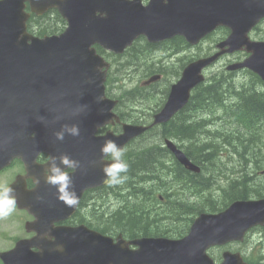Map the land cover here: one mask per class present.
I'll return each mask as SVG.
<instances>
[{
  "label": "water",
  "instance_id": "95a60500",
  "mask_svg": "<svg viewBox=\"0 0 264 264\" xmlns=\"http://www.w3.org/2000/svg\"><path fill=\"white\" fill-rule=\"evenodd\" d=\"M25 1L36 14L49 7L58 8L68 22L67 29L60 36L32 38L26 32L29 13L24 11ZM263 17L264 0H150L146 5L140 0H0V138L17 136L21 125L26 127V133L34 130L45 141L55 138L54 133L63 125L78 124L79 137L65 136L59 141L76 158L74 142L89 138L88 126L100 124L96 110L100 101L97 98L101 97L102 60L91 47L95 43L122 51L141 34L151 41L178 34L197 43L216 27H228V37L217 44L220 52L184 69L180 81L172 87L169 108L182 105L190 88L203 79L202 68L223 52L242 48L250 51L246 60L229 68L248 67L264 79V42L248 37ZM79 105L87 108L74 115L73 110ZM50 108L55 120L50 117ZM20 114L30 123L14 120ZM80 165L77 177L82 180L88 169L83 163ZM256 222L264 223V201L235 202L219 214L201 215L189 235L181 240L133 241L139 249L116 255L110 262L211 264L204 255L205 247L241 238L244 230ZM83 243L80 238H73V249ZM111 254L87 245L73 252L70 264H102ZM45 264H65V260L58 258L53 262L46 258ZM223 264L242 263L238 254L226 253Z\"/></svg>",
  "mask_w": 264,
  "mask_h": 264
},
{
  "label": "trees",
  "instance_id": "16d2710c",
  "mask_svg": "<svg viewBox=\"0 0 264 264\" xmlns=\"http://www.w3.org/2000/svg\"><path fill=\"white\" fill-rule=\"evenodd\" d=\"M39 25L41 28H50L52 26L51 23ZM228 77L231 80L228 81L225 78H220V76H218L213 81L201 84L197 89H195L194 95L191 97V101L198 103L201 109L204 107V109H213L219 106L221 107V105L232 107L233 116L236 119L237 116L240 115V111L244 112L242 122L240 123L238 121L237 125H234L232 128L233 130L228 132L229 135H231V138H249L246 136L248 133H253L255 138H264V127H262V125H264V95H261L254 89H251L249 87L250 84L246 82L238 83L236 81L238 80L237 77L231 74L228 75ZM240 80L257 85L245 78ZM262 92L264 91L262 90ZM243 123L246 126L243 127L242 130ZM197 126L200 128L199 136L201 138L209 139H207L203 145L199 144L198 140L197 142H194L193 145L195 148H197V150L191 154V157L199 162L204 170V174H209L212 176L216 175L218 179L221 180L223 179V176H221V174L218 176V173L221 171V167L219 164L211 160V156L213 155L212 152L218 143L217 140L220 138H229V136H221L222 133L218 131L216 132L214 130H208L205 121L203 120L199 122ZM220 127H222L223 130L226 129L225 125L223 124H220ZM170 132L174 137L182 138L183 140H192L195 134L191 124H184L182 126L176 125L173 130H170ZM250 154V152H247V155ZM159 156L160 154L155 150L141 148L135 154L134 162L129 168L130 170L128 169L126 174L127 179L135 178L139 181L154 179L155 181L159 182L157 175L159 172H163L159 167V160H161ZM263 167L264 165H262V163H259L258 160H255L250 164H243L238 172L230 173L233 177L228 182V184L222 188V191L221 188L217 186L218 190L221 192V195H219L220 199L206 205L204 209H220L221 204H224L232 199L244 198L252 191L258 192L264 190V183L261 182L262 176L255 174V169ZM196 177L198 176L185 175L182 177V179H186L188 183L193 184L194 186L196 185V187H200L202 192L200 195H203L204 192L202 189H205L206 192L210 190L208 188L211 187L210 180L204 181L201 176V181L197 182ZM227 177L228 175L225 177V179ZM116 200H119L122 204H126L127 207L120 205L119 209H116V211L113 210L105 212V214L109 213L111 216L110 220L104 221L105 223L115 222L116 224L123 226L128 230L135 229L141 232H154L157 234L161 233L159 229H152L153 226L151 225L152 222L150 219L151 211L148 212L146 210L147 206L140 205L139 201L137 200L127 201L121 197H116ZM204 201H206V199ZM155 228H160V226ZM164 232L167 233L169 231L164 229Z\"/></svg>",
  "mask_w": 264,
  "mask_h": 264
},
{
  "label": "clouds",
  "instance_id": "9594fccd",
  "mask_svg": "<svg viewBox=\"0 0 264 264\" xmlns=\"http://www.w3.org/2000/svg\"><path fill=\"white\" fill-rule=\"evenodd\" d=\"M86 108L87 105H79L73 110V114L79 115ZM54 136L58 141H63L65 136L79 137L80 127L78 124H65L54 133ZM100 153L102 159L105 157L110 158V162L102 168L105 183L110 187L123 185L127 180L126 174L129 169V164L125 160V149L118 145L116 141L107 140L101 145ZM80 167V161L71 158L67 154L59 157L50 156L48 160L45 173L46 183L56 188L57 198L69 208H74L79 204V197L74 189L72 176L65 169L75 171ZM37 199H42V197L38 196ZM16 208L15 189L8 184L0 185V218L10 216ZM41 235L42 237L48 236L47 233ZM56 249L62 251L63 245H56Z\"/></svg>",
  "mask_w": 264,
  "mask_h": 264
},
{
  "label": "rangeland",
  "instance_id": "374dc122",
  "mask_svg": "<svg viewBox=\"0 0 264 264\" xmlns=\"http://www.w3.org/2000/svg\"><path fill=\"white\" fill-rule=\"evenodd\" d=\"M263 31H264V23H262L260 25V28L258 29V31H255L253 33V37L260 38V37H257V36H259V35H262L263 36ZM219 37H220V35L219 34H216L215 36H212V37L206 39L205 41H203L202 43H200L198 46L191 48V50L188 51L187 54H195V55H202V56L204 54H207L209 51H211L213 49V46L215 44V40L218 39ZM230 59L235 60V59H237V57H236V55H234V56L226 57L224 59L219 60L212 69H207L206 75L209 76L213 72H219V71H221V68L224 67V65ZM177 60H178V57H175V61H174L175 62V65L173 63H170L171 68H173L175 66L174 67V70H175V68H176V66L178 64ZM141 61L138 62V66H137V67H140L139 68L140 70H134L133 69L134 67H132L131 69L128 70V73H130V78L131 79H127V78L125 79V81H124L125 84H123V89H130V88H132L136 84V82L138 81L137 78L143 73V70L144 69H148V68L151 67V58H149V56H148V58L146 60H144V61L141 60ZM142 65H144V66H142ZM173 75H174V72L171 73V78L173 77ZM237 78H238L239 81H241L240 79H242L243 77H242V75H238ZM119 91H120V89H116V88L113 89V92L114 93H118ZM159 93L160 92H154L153 93L154 95H153V98L151 99V102H150V100H147V103L145 102L141 106L142 109L144 108L142 113H144L146 115V112H147V110L150 107H155L157 105V102H159V100H157V99L159 97H161V93H160V95H158ZM131 104L132 103L125 102V105H127V106L128 105H131ZM194 115H196V114L193 113L192 116H194ZM228 132H229V130H224V131L222 130L220 133H222L221 136H226V135L229 134ZM149 139L150 138H148V141H149ZM202 140L203 139L200 140V144H202V142L204 141V140L203 141ZM228 140H232V138H220V139L217 140L218 141V146L220 147V149H222L224 151V153L221 154V156H220L219 159L222 160V161H229V162L239 161L238 158H236L233 154H231L229 152L230 151V147H229V141ZM183 141L184 142H189L188 140H185V139ZM145 143L146 142L142 143L141 145H143ZM241 160H242V162L244 161L243 158ZM255 160H259V159H255ZM248 164H250V163H248ZM262 165H264V164H262ZM223 166L229 168L230 167V164H228V163L225 162L223 164ZM219 174L220 173H218V176H219ZM229 174L230 173H228V175ZM212 181L214 182V184H213V187H208L210 189L209 191L204 192L203 195L196 194L197 198L200 199L201 202H203V203L210 204L211 202H213L215 200L218 201L220 199V196H219L220 190H217L218 187H219V185L217 184V182L219 183L220 179H218V177L216 175H213L212 176ZM229 181L230 180H228L226 178V184H228ZM143 182H147V184L152 185V184H155L157 181H155L154 179H147L146 181H143ZM261 182L264 183V177L261 179ZM205 199H206V201H204ZM109 202H110L109 211H112V210H115V209H119L120 205L123 206V207H127L126 204H122L119 200H116L114 202L113 199L110 198L109 199ZM261 242H262L263 245L260 246ZM227 247L229 249H231V250L241 251L245 255L247 253H249L250 251L251 252H258V253H260V254L263 255V257L261 259V262H264V231L262 229H256L254 231H251L250 234H249V236L247 237L246 242H244L243 244H241V243H238V244L235 243V244L229 245ZM211 251L212 250H210V253H211Z\"/></svg>",
  "mask_w": 264,
  "mask_h": 264
},
{
  "label": "bare ground",
  "instance_id": "6f19581e",
  "mask_svg": "<svg viewBox=\"0 0 264 264\" xmlns=\"http://www.w3.org/2000/svg\"><path fill=\"white\" fill-rule=\"evenodd\" d=\"M148 58V57H147ZM150 58V57H149ZM148 61V60H147ZM142 62V61H141ZM150 63V62H149ZM129 65H130V67H137L138 66V60H134V61H132V62H130L129 63ZM140 66V65H139ZM142 66H144V65H142ZM141 66V67H142ZM147 66V65H146ZM148 67V66H147ZM169 67L171 68V66H170V64H169ZM140 68V67H139ZM131 71V70H130ZM228 75H230L229 73H225V72H223V71H219V72H213V73H211L209 76H207L206 75V73H205V77H204V80L200 83V84H198L197 85V87H196V89L201 85V84H203V83H207V82H210V81H213L216 77H218V76H220V78H225L226 80H231V79H229V77H228ZM238 83L239 82H246V83H248V84H250L249 85V87L251 88V89H254L255 91H257L258 93H260L261 95H264V92H262V90L260 89V87L258 86V85H254V84H251V83H249V82H247V81H244V80H241V81H239V80H236ZM206 85V84H205ZM196 93V92H195ZM154 95V94H153ZM158 95H160V93L158 94ZM192 95H194V93H192ZM123 101H125V102H128V103H132V99H129V97L128 96H124L123 97ZM153 101V100H152ZM150 102H151V100H150ZM147 103V102H146ZM158 103V102H157ZM232 103V102H231ZM222 104V103H221ZM229 104V103H228ZM149 105V104H148ZM195 105H198V103H195ZM210 105V104H209ZM208 105V106H209ZM217 106V105H216ZM222 106V105H221ZM125 107L128 109V110H130V111H134V112H137V113H139L137 110V107L132 103L131 105H125ZM220 107V106H219ZM205 108V107H204ZM203 108V109H204ZM142 109V108H141ZM144 109V108H143ZM232 110V109H231ZM141 115H145L144 113H142ZM203 119H200L199 120V118H197V117H192L191 118V120H190V122L188 123V124H191V126L193 127V130L195 131V134H194V137L193 138H201L199 135H200V128L197 126V124L199 123V122H201ZM225 119H218V118H213V119H211V120H203V121H205V124H206V127H207V129L208 130H214V131H218V132H221V130H222V127H220V124L224 121ZM145 122V121H144ZM184 124V123H183ZM219 126V127H218ZM195 128V129H194ZM240 128V127H239ZM171 130H173V129H171ZM262 137V136H261ZM176 138V137H175ZM264 168V167H263ZM255 170H257V169H255ZM202 176V179L205 181V180H210V184H211V187H213V184H214V182L212 181V175H209V174H202L201 175ZM201 176H198V177H196V179H197V182H200L201 181ZM233 176L231 175V174H229L228 175V177H227V179L228 180H231V178H232ZM264 176H262L261 178H263ZM183 182H185L188 186H190L192 189H193V194L195 195V197H197L196 196V194H202V192H201V188L200 187H196V185L194 186L193 184H190V183H188V181L186 180V179H184L183 180ZM220 187V186H219ZM203 190V192H206V190L205 189H202ZM218 190V189H217ZM219 195H221V192L219 193ZM110 199V198H109ZM111 199H113V201L115 202L116 201V197H111Z\"/></svg>",
  "mask_w": 264,
  "mask_h": 264
},
{
  "label": "flooded vegetation",
  "instance_id": "af4514ba",
  "mask_svg": "<svg viewBox=\"0 0 264 264\" xmlns=\"http://www.w3.org/2000/svg\"><path fill=\"white\" fill-rule=\"evenodd\" d=\"M168 72H166V74H167ZM123 105H125V103L123 104ZM144 119H146V118H144ZM146 122V121H145ZM40 161L41 162H43L44 161V156H42V157H40ZM14 176H15V174L13 175V177L10 179H7V180H5L2 184H8L13 178H14ZM26 187L28 188V189H32L33 187L35 188L36 187V183L34 184V182L31 180V179H26ZM33 188V189H34ZM38 194L37 193H34L33 194V198H28V199H26V201H29V202H34V201H36L37 199L35 198L36 196H37ZM96 212H98V213H100V209L99 208H97L96 209ZM18 219L19 220H22V221H26V220H28V219H30V220H32V216L29 214V213H27V211H25V210H19V214H18ZM78 218H83V215H81V216H77ZM78 221V219H75V220H73V219H70V218H67V219H65V220H63V221H59V222H54V225H57V224H63V223H68V224H74V222H77ZM81 223V222H80ZM23 234L24 235H28V236H31V235H33L34 233H31V232H23Z\"/></svg>",
  "mask_w": 264,
  "mask_h": 264
}]
</instances>
